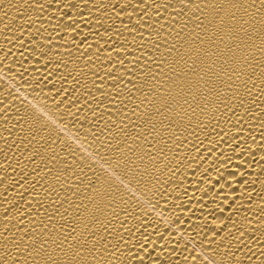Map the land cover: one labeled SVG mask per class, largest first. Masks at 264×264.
<instances>
[{
	"label": "bare ground",
	"instance_id": "obj_1",
	"mask_svg": "<svg viewBox=\"0 0 264 264\" xmlns=\"http://www.w3.org/2000/svg\"><path fill=\"white\" fill-rule=\"evenodd\" d=\"M0 264H264V0H0Z\"/></svg>",
	"mask_w": 264,
	"mask_h": 264
}]
</instances>
